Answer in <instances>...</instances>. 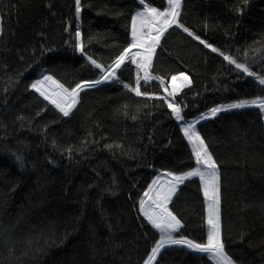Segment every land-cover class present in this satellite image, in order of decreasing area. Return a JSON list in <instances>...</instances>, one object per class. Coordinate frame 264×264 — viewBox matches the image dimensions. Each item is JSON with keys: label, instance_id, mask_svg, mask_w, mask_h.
Listing matches in <instances>:
<instances>
[{"label": "trees", "instance_id": "1", "mask_svg": "<svg viewBox=\"0 0 264 264\" xmlns=\"http://www.w3.org/2000/svg\"><path fill=\"white\" fill-rule=\"evenodd\" d=\"M81 3L76 21L74 0H0V264H141L152 241L137 218V193L142 195L158 172L194 166L190 146L166 106L153 108L149 101L137 112L141 98L104 83L81 93L77 108L63 117L29 87L44 72L66 85L94 78L91 66L65 43L77 23L85 38L93 37L89 50L105 62L130 39L136 0ZM181 20L225 51L250 46L251 58V49L264 45V0H183ZM162 45L155 72L184 71L193 81L178 97L189 119L217 104L262 94L264 86L180 30L166 33ZM258 57L252 67L260 72L264 65ZM155 86L151 82L149 90ZM197 127L221 162L226 248L237 264H264L263 115L254 107L235 109ZM108 143L123 148L109 150ZM180 188L170 207L182 219L181 233L206 238L198 178ZM37 239L43 248L38 253L32 250ZM158 260L211 264L178 245L162 250Z\"/></svg>", "mask_w": 264, "mask_h": 264}, {"label": "snow or ice", "instance_id": "2", "mask_svg": "<svg viewBox=\"0 0 264 264\" xmlns=\"http://www.w3.org/2000/svg\"><path fill=\"white\" fill-rule=\"evenodd\" d=\"M74 2L75 20L79 21L82 3L81 0H74ZM243 2L246 4L247 0H243ZM136 3V10L130 18V39H125L120 50L110 57V62L97 59L89 50L88 45L93 37L89 35L85 38L79 23L75 26L74 36L70 33V39L65 41L66 44L70 43V46L79 52L86 63L91 66L94 70V78L81 79L74 84L66 85L54 75L44 72L41 78L35 79L29 87L63 117H69L73 113V109L77 108L82 99L81 93L104 83L118 84L134 98H141L136 105L137 112L141 106L148 107L149 101L153 102V108L166 106L170 110L166 114L177 122L183 138L190 146V155L194 160V166H189L187 170L173 168L158 172L144 188L142 195L137 193V218L142 217L141 227L145 229L144 235L152 241L150 248L146 250L141 259V264H159L158 257L161 256L162 250L174 245L183 246L201 254L202 258H207L211 264H237V261L227 250V241L223 238L221 162L214 157L206 138L197 125L202 120L235 109L254 107L264 115V87L261 88L262 94L254 98L220 103L189 119V113L184 110L186 105H182V101L178 97L183 89L192 84L190 75L184 71L167 75L158 74L155 72L154 57L157 56V49L163 48L162 38L165 37V34H170V30H180L188 38L222 58L238 73L252 77L259 86H264V68L257 72L252 67L257 62V54H259L260 63L264 65V45L260 48L251 49V58L249 56L250 46L243 51L239 48L235 52L225 51L223 48L210 43L194 28L181 20L183 0H166V3L165 0H159L158 4L156 0H136ZM236 10L240 13L243 11L241 7ZM207 27V22H205L204 28L207 29ZM65 31L67 32L68 28H65ZM3 32V19L0 17V36L3 35ZM253 43L257 42L254 41ZM48 50L51 51V49ZM130 66H134V78L131 75L132 68ZM125 70L129 72L128 78H124ZM153 81L156 82L155 89L149 90L150 83ZM4 91L7 92L8 88L5 87ZM128 107L127 103L123 105L125 116L129 115ZM45 110L46 106L41 109V111ZM131 118L135 120L137 116L133 114ZM17 119H23V117H17ZM149 140L151 141V137ZM104 147L109 150L114 147L122 149L123 145L108 143ZM67 151L69 158H71L72 146H69ZM17 159L19 160L20 157ZM195 178H198L199 187L203 193L206 212L204 218L206 238L200 240L189 238L181 233V229L184 227L182 219L170 207L173 198L182 191L180 186L184 185L185 182L194 181ZM148 225L150 228L147 227ZM156 234H158V239L155 238ZM245 235L246 233H241L240 238L243 239ZM29 243H32L31 239ZM36 244L37 247L32 250L38 253L43 248L39 246V239H37ZM10 251L14 252V248H11Z\"/></svg>", "mask_w": 264, "mask_h": 264}, {"label": "bare ground", "instance_id": "3", "mask_svg": "<svg viewBox=\"0 0 264 264\" xmlns=\"http://www.w3.org/2000/svg\"><path fill=\"white\" fill-rule=\"evenodd\" d=\"M263 122H264V115H263Z\"/></svg>", "mask_w": 264, "mask_h": 264}]
</instances>
